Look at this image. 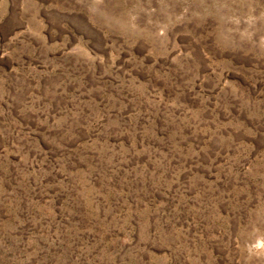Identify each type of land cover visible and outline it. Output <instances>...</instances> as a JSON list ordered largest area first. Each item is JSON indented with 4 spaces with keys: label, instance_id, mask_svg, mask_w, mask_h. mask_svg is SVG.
Wrapping results in <instances>:
<instances>
[{
    "label": "rangeland",
    "instance_id": "rangeland-1",
    "mask_svg": "<svg viewBox=\"0 0 264 264\" xmlns=\"http://www.w3.org/2000/svg\"><path fill=\"white\" fill-rule=\"evenodd\" d=\"M0 264H264V0H0Z\"/></svg>",
    "mask_w": 264,
    "mask_h": 264
}]
</instances>
